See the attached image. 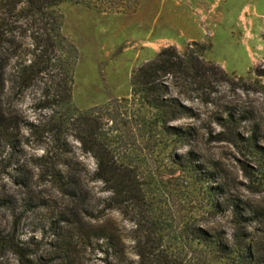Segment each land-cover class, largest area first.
I'll list each match as a JSON object with an SVG mask.
<instances>
[{
    "label": "trees",
    "instance_id": "16d2710c",
    "mask_svg": "<svg viewBox=\"0 0 264 264\" xmlns=\"http://www.w3.org/2000/svg\"><path fill=\"white\" fill-rule=\"evenodd\" d=\"M81 4L100 13L119 11L118 0H0V175L29 190L17 207L13 197H0V211L13 219L10 229L0 225V252L14 255L20 264L28 257L32 237L23 239V216L37 209L50 210L49 230L54 238L57 264H81L80 250L103 255L104 264H175L162 247L163 234L147 200L139 157L124 139L134 133L184 153L173 162L212 196L214 215H231L232 231L186 227L188 237L227 264H264V231L250 229L262 218L248 203L230 195L218 161L206 164L192 144L204 130L212 142L243 143L264 157V129L250 111L217 100L227 84V73L205 60L203 44L188 43L178 50L162 48L153 59L133 69L129 94L106 104L79 110L72 103L73 69L78 58L74 44L62 33L57 7ZM124 8H127L126 5ZM264 76V70L256 71ZM31 94V109L45 113L30 120L18 102ZM186 102H197L212 111L203 114ZM181 120L191 123L177 125ZM211 124L220 131L214 132ZM247 124V135L241 127ZM47 138L52 149L39 156L25 153L30 138ZM72 142L95 162L94 171L82 179L77 173ZM34 146V145H33ZM35 146H40L36 145ZM34 148V147H31ZM84 181L99 183L107 197L103 209L117 211L134 228L124 237L108 220L74 203ZM36 183L51 185L58 204L35 194ZM134 242L133 261L126 256L123 239Z\"/></svg>",
    "mask_w": 264,
    "mask_h": 264
},
{
    "label": "rangeland",
    "instance_id": "374dc122",
    "mask_svg": "<svg viewBox=\"0 0 264 264\" xmlns=\"http://www.w3.org/2000/svg\"><path fill=\"white\" fill-rule=\"evenodd\" d=\"M119 11L100 13L81 4L63 3L57 7L61 15L62 33L76 47L78 58L73 69L72 103L79 110L106 104L129 94V78L133 69L151 60L162 49L174 46L178 50L188 43L203 44L207 61L219 65L229 82L219 87L217 100L229 102L239 109L250 111L264 129V0H118ZM126 5L127 8H124ZM31 94L18 102V107L30 120H41L45 113L31 109ZM203 114L212 111L197 102H186ZM181 120L177 125L189 124ZM214 132L220 128L211 124ZM247 124L241 127L247 135ZM147 136L134 133L124 142L127 149L140 159L141 175L148 204L158 219L163 240L162 247L175 264H227L212 258L207 249L192 241L186 227L199 226L208 230L232 231L229 212L214 215L212 196L205 185L196 183L173 162L174 153H184L173 143L157 144ZM37 145L40 146H35ZM24 151L39 156L52 149L47 136L30 138ZM77 161V173L84 179L95 169L94 160L72 142ZM34 145V146H33ZM260 145L264 148V143ZM34 147V148H31ZM203 161L210 165L219 162L221 175L230 195L238 197L262 218L250 229L264 231V157L243 143L212 142L202 130L192 144ZM35 194L49 199L51 207L58 204L55 189L36 183ZM29 190L17 186L7 176L0 175V197L14 198L17 207L28 198ZM80 198L74 203L81 210L92 211L99 221L108 220L127 237L134 228L117 211L103 209L107 194L96 182H85ZM50 210L37 209L21 219L23 239L32 237L33 254L26 264H57L54 238L49 230ZM13 219L8 211H0V225L10 229ZM126 256L136 261L134 242L123 239ZM81 264H104L98 252L80 250ZM0 264H20L10 253L0 252Z\"/></svg>",
    "mask_w": 264,
    "mask_h": 264
},
{
    "label": "clouds",
    "instance_id": "9594fccd",
    "mask_svg": "<svg viewBox=\"0 0 264 264\" xmlns=\"http://www.w3.org/2000/svg\"><path fill=\"white\" fill-rule=\"evenodd\" d=\"M136 259L138 260L139 258H138V257H136Z\"/></svg>",
    "mask_w": 264,
    "mask_h": 264
}]
</instances>
